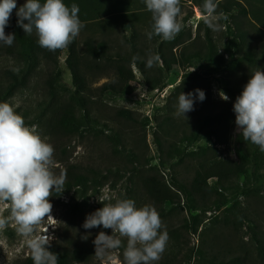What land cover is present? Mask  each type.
I'll return each mask as SVG.
<instances>
[{
  "label": "rangeland",
  "instance_id": "rangeland-1",
  "mask_svg": "<svg viewBox=\"0 0 264 264\" xmlns=\"http://www.w3.org/2000/svg\"><path fill=\"white\" fill-rule=\"evenodd\" d=\"M240 1L245 6H249V2H252L251 0L249 2ZM180 7L179 21L183 27L178 35H183L184 40L179 47H176L175 52L198 47L204 42L207 33L205 16L195 0L192 2L180 0ZM151 15L146 10V6L131 12V18L138 29L140 36L138 41L141 47L145 49L149 47L150 53L156 55L154 49L157 51L159 43L168 41L158 40L156 36L151 40L148 39L147 32L151 31ZM234 15H237L236 22H239L243 31L250 34L253 44L260 46L264 42V27L254 22L250 15L242 17L239 11ZM119 17L118 13L112 14L111 17L104 19L107 22L104 23L102 20L103 22L98 25L91 23L90 27L84 23V27L76 38L81 44L88 37L106 40L110 45V53L120 51L122 54H127L131 48L128 41L132 36V31L128 25L122 26ZM226 17L227 19L219 20L223 29L219 32L211 30V33L218 45L219 53L228 59L230 55L242 53V42L235 38L237 26H235L234 18ZM185 18H188L187 22H184ZM189 31L193 35V40L197 36L200 37L198 44L188 40ZM68 56L69 53L64 50L60 58L63 81L58 89L57 107L72 106L70 98L76 94L72 74L65 63ZM13 65V59L1 54L0 76L5 69ZM157 65L161 67L160 60ZM132 69L136 81L131 83V87L136 91L135 96H139L147 89L146 81L135 64L132 65ZM47 71V67L42 66L38 77L36 76L30 86L8 102L14 106L17 114L24 118L26 126H35L41 138L53 146L55 167L52 171L56 175L63 172L66 178L63 191H53L50 197L49 202L53 205L50 215L53 219L47 220L46 217L39 226V232L53 237L50 246L56 243L69 247L74 245L77 248L86 247L93 253H95L96 236L101 231L106 232L107 229H103L102 226L84 229L83 224L88 215L102 208L103 204L115 203L122 199H135L136 188L143 174L150 177L152 183L165 181L171 184L173 177L188 182L192 179L193 167L196 163L186 161L181 166L175 161L171 165H161V160H166V154L159 152L155 135L157 133L162 141L169 139L170 142H178L183 129H186L185 126L190 121H195L199 116L210 112H218L226 103L233 104L225 94L224 88L227 78L236 74V72L229 71L209 76L208 72L199 71L201 77H212L203 78L205 82L199 83V86L195 84L194 87V89L204 91L206 98L203 102L196 99L194 110L186 113L184 117L175 114L179 97L176 89L181 85L183 76L192 70H185L180 66L173 67L166 87L161 91L155 90L149 100L139 102L135 106L131 105L126 100L127 98L113 94L101 95L100 89L107 83L120 86L121 81L114 66H108L106 70L95 69L93 71L84 67L82 71L87 77L89 89L86 94L88 105L92 116L101 120L103 126L83 128L80 133L65 134L56 132L55 126L52 125L56 131L48 124L51 113H46V115L44 113L42 119L36 124L29 123L30 119L40 115L50 103L44 84ZM241 75L240 71L239 76ZM208 85L212 87L210 97L207 95ZM194 92L195 90L189 89L185 94ZM221 92L228 97L227 100L221 98ZM118 108L132 110L139 122H127L118 118L116 114ZM76 111H79L78 108ZM77 116H80V113L77 112ZM143 117L150 119V124L146 128H143ZM165 118L179 126V130H171L170 135L164 133L163 126L157 122ZM238 133L235 124L232 130L231 145L219 147L221 159H237L233 140ZM114 135L118 136L115 141L113 140ZM211 144L204 140L190 147L188 151H196L199 147H208ZM210 165L209 163L208 166ZM77 175L87 176L92 183L84 187H69V189L68 184L72 183ZM232 185L234 189L223 192L217 184V179H211L206 183L204 192L208 197L223 195L227 200L225 206L217 207L209 213L191 208L193 206L177 190L180 203H168L163 209H156L159 215L163 212L167 216L165 220L161 219L163 224L161 232L166 230L169 237L159 262L166 259L168 264H219L223 254L233 253V255L247 257L245 264H264L259 254L260 245L264 246V164L260 162L256 164L253 161L246 176ZM142 206L144 205L140 203L137 208ZM9 212L8 203L0 202V216L6 217ZM108 231L109 235H112V230ZM86 235L87 240L83 239ZM120 239L126 240V238ZM200 252L203 253V257L200 256ZM30 254L25 238L18 235L14 225L10 224L5 228H0V264H16ZM120 254V251L115 250L116 264H122ZM190 257L192 259L189 260ZM88 264H102V262L95 256Z\"/></svg>",
  "mask_w": 264,
  "mask_h": 264
},
{
  "label": "trees",
  "instance_id": "trees-1",
  "mask_svg": "<svg viewBox=\"0 0 264 264\" xmlns=\"http://www.w3.org/2000/svg\"><path fill=\"white\" fill-rule=\"evenodd\" d=\"M185 1L192 2L193 0ZM249 1L247 0V2ZM251 1L249 2V6H245L240 0H215L218 4L217 13L223 12L224 15L230 16L235 20L234 23L237 26L235 38L242 42V55H230L228 59H225V55L219 53V48L211 33V29L207 27L204 42L196 48H186L181 52H175L176 47H179L183 43V35H177L175 39L167 43H159L157 51L154 49V52L160 57L161 67H158L156 64L152 68H146V60L151 50L149 47L146 49L141 47L138 41L140 36L135 25L136 23L131 18L132 11L146 6L143 0H64V3L69 7L73 3L79 6V19L83 24L87 23V27H90L89 24L91 23L93 25L101 24L103 21L105 23L107 22L104 20L106 17L109 18L112 14L118 13L122 26L128 25L132 31V36L128 41L131 48L127 54H122L120 51L110 53L108 41L97 40L92 37L84 40L83 44L75 38L66 48L55 52L41 48L38 45V37L35 30L31 35H27L18 26L16 12L19 7L26 3V0H17V8L13 10L8 26L5 28L6 35L15 34L16 39L12 46L0 44V55L4 54L6 57L14 60V65L5 69L0 76V103L9 102L19 92L27 89L36 76L38 77L42 66H46L48 71L44 84L50 103L44 109L46 112L43 110L40 115L30 119L29 123L36 124L37 121L42 119L44 113L45 115L46 113H51L48 124L51 127L54 125L57 129L56 131L52 127L53 130L59 133L75 134L80 133L83 128L103 126L101 120L92 116L90 106L88 105L86 94L89 89L87 77H85L82 71L84 67L88 68L89 71H93L95 69L106 70L108 66H114L121 81L120 86L107 83L100 89L101 95L113 94L127 98L126 100L128 101L136 94L135 89L131 87V83L136 81L132 69V65L134 64L144 75L147 88L150 91H161L166 87L168 76L173 67L180 66L185 70H192L183 76L181 85L176 89L177 96L181 93L185 94L189 89L194 91L196 90L194 89L195 84L199 86V83L205 82L203 81L205 77H201L198 73L199 71H206L209 73V76L222 72H236L235 75L227 78L224 88L225 94L232 100L233 104L226 103L220 111L210 112L201 117L199 116L195 121H190L186 124V129H183L178 142H170L169 139L162 141L157 133L155 135L159 152L166 154V160H161V165H171L175 161L181 166L186 161L196 163L193 167L194 175L192 179L188 182L187 180L181 181L173 177L171 184H167L165 181L152 183L150 177L143 174L136 188L135 199H133L136 206L142 203L144 206L150 205L156 209H163L168 203H180L181 200L178 193L180 192L186 197L187 202L193 206L191 208L199 212L209 213L213 209L227 204V200L223 195L214 198L206 195L204 188L209 180L217 179L220 190L228 192L234 189L233 183H237L240 178L246 176L253 161L256 164L259 162L264 164V152H261L259 147L250 141H245L240 133L233 140L237 155L236 160L230 158L221 159L219 149V147H227L232 143V130L236 120L233 106L237 97L241 95L245 85L251 78V74L258 70L264 71V42L260 46L253 44L250 34L243 31L239 22H236L237 15H234L238 11L242 17L250 15L254 22L264 27V0ZM43 2L44 0H41V3ZM195 2L205 16L202 8L204 0H195ZM187 20L188 18H185L184 22H187ZM188 34V40L193 43L197 42L196 44H198L200 37L197 36L193 40L191 31ZM157 38L161 40L160 37ZM64 50H67L69 53L65 63L72 74L76 94L70 98L72 106L57 107L58 89L63 81L60 58ZM133 57H138L139 59L133 63ZM13 67L20 69L19 74L11 70ZM240 71L242 73L241 76H239ZM209 78L212 77H206L205 79ZM208 86L207 95L210 97L212 87L211 85ZM77 108L79 111H76ZM77 112L80 113V116H77ZM116 114L118 118L127 122H139L135 117L136 114L130 109L118 108ZM142 123L143 128H146L150 124V119L143 117ZM157 124L163 126L162 131L164 130V133H167V135H170L169 132L171 130H179V126L172 123L168 118L158 121ZM116 138L118 136L114 135L113 140L115 141ZM204 140L212 144L208 147H199L196 151H188L190 147ZM116 143L118 144L119 141L117 140ZM209 163L211 164L210 166H208ZM90 183L92 181L87 176L77 175L74 181L68 184V188L75 186L84 187ZM159 216L163 220L167 218L163 212ZM108 230H106V234L109 235ZM121 240L122 247L116 251H120L121 262H123V250L126 247L127 240ZM48 250L57 254L58 264H88L95 258V253L89 251L86 247L77 248L74 245H70L69 247L57 245L56 243L49 246ZM199 254L203 257L202 252ZM259 254L261 262L264 263L263 245H260ZM246 262L247 257L233 255L232 253L228 255L223 254L219 264H245ZM16 264H33L31 254ZM155 264H168V262L166 259H163V261H157Z\"/></svg>",
  "mask_w": 264,
  "mask_h": 264
},
{
  "label": "clouds",
  "instance_id": "clouds-1",
  "mask_svg": "<svg viewBox=\"0 0 264 264\" xmlns=\"http://www.w3.org/2000/svg\"><path fill=\"white\" fill-rule=\"evenodd\" d=\"M151 15V31L154 36L171 41L182 30L180 0H143ZM215 0H204L205 24L213 32H219L223 25V12L217 13ZM17 0H0V44L12 46L15 34L5 33V28ZM79 6L70 7L64 0H26L16 15L17 24L27 35L35 30L38 45L55 52L66 48L79 35L84 24L79 19ZM27 21V23H25ZM139 59L133 57V63ZM160 60L149 53L146 68L154 67ZM19 74L20 69H11ZM221 98L228 97L221 92ZM205 100V92L196 89L194 93H181L178 97L176 115L184 117L194 110L195 100ZM235 124L245 141L264 152V71H256L245 85L234 106ZM54 148L36 132L35 126H26L24 118L17 114L8 102L0 103V202H7L9 215L0 216V228L14 225L18 235L25 238L33 264H58V256L49 251L53 237L40 234L42 222L53 219L50 215L53 205L49 202L52 192L63 191L65 175H56ZM101 202V201H100ZM102 203V202H101ZM103 204V203H102ZM103 227L111 229L112 235L101 231L94 240L95 256L102 264H116L115 250L127 244L123 250L122 264H155L165 251L169 239L167 231L161 232L162 220L155 207L145 205L137 208L132 199L117 200L103 204V207L87 216L84 229ZM83 239L87 240L88 236Z\"/></svg>",
  "mask_w": 264,
  "mask_h": 264
},
{
  "label": "built area",
  "instance_id": "built-area-1",
  "mask_svg": "<svg viewBox=\"0 0 264 264\" xmlns=\"http://www.w3.org/2000/svg\"><path fill=\"white\" fill-rule=\"evenodd\" d=\"M155 93H156V92H155ZM152 94H154V91L151 92V91L147 88V89H145V90L142 92L141 95H139V96H135V95H134L133 97H131L130 100H129V102H130L131 105H135V106H137V105H138L137 103L142 102V101H147V100H149V99H150V96H151Z\"/></svg>",
  "mask_w": 264,
  "mask_h": 264
},
{
  "label": "bare ground",
  "instance_id": "bare-ground-1",
  "mask_svg": "<svg viewBox=\"0 0 264 264\" xmlns=\"http://www.w3.org/2000/svg\"><path fill=\"white\" fill-rule=\"evenodd\" d=\"M198 16L200 17V14H198Z\"/></svg>",
  "mask_w": 264,
  "mask_h": 264
}]
</instances>
